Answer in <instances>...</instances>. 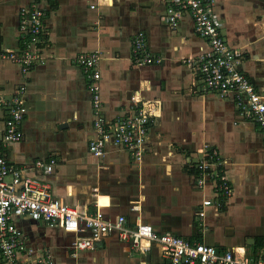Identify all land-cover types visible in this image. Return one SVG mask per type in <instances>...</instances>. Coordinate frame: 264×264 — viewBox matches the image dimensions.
<instances>
[{"label":"crops","instance_id":"crops-1","mask_svg":"<svg viewBox=\"0 0 264 264\" xmlns=\"http://www.w3.org/2000/svg\"><path fill=\"white\" fill-rule=\"evenodd\" d=\"M32 0H0V54L21 46L19 13ZM223 34L243 57L242 70L264 94V0H215ZM46 14L43 59L27 76L0 57V95L28 87L26 138L5 154L15 166L55 160L29 173L50 184L55 197L81 212L126 216L150 223L159 234L218 246L239 258L264 260V133L244 119L234 96L200 92L189 64L209 50L189 17L175 30L163 20V0H42ZM147 36L160 64L134 65L132 39ZM101 52V114L109 121L132 108L131 97L157 100L160 113L148 131L147 151L108 146L93 156L92 96L77 57ZM209 147L220 156L232 192L220 198L216 182L194 164ZM212 204L203 206L205 200ZM204 210L205 216L199 212ZM17 226L35 256L55 264H167L158 250L143 254L111 234L94 250L76 251V235L19 217ZM0 264L2 259L0 255Z\"/></svg>","mask_w":264,"mask_h":264},{"label":"built area","instance_id":"built-area-1","mask_svg":"<svg viewBox=\"0 0 264 264\" xmlns=\"http://www.w3.org/2000/svg\"><path fill=\"white\" fill-rule=\"evenodd\" d=\"M42 0H32L19 13L21 46L17 51L0 54L20 66L27 76L42 61V49L46 36V14ZM166 6L163 20L175 30L181 21L189 17L195 32L205 38L209 50L189 64L196 71L200 92H213L222 96H234L240 115L256 122L264 133V94L259 92L249 76L242 70L243 57L228 43L215 9V0H163ZM162 57L148 48L147 36L140 31L132 39L131 60L134 65L160 64ZM101 52L95 50L77 57L87 78L92 96L94 135L89 142L93 156L101 157L108 146L128 150L137 159L147 151L148 131L160 113L157 100L131 97L132 108L128 113L109 121L101 114L99 61ZM28 87L21 85L9 95H0V255L2 264H55L50 254L35 256L28 246L23 232L17 226L19 217L59 226L76 235L73 248L76 251L94 250L98 243L111 234L131 243L143 254L158 250L161 260L167 264H264L263 259L239 258L235 252L221 250L216 245L192 242L176 235L157 233L150 223L136 219L131 225L126 216L106 218L100 211L87 213L54 196L49 183L29 173L31 169L47 170L55 160H37L33 166H15L8 160L5 150L26 138L24 122L29 114ZM203 157L194 167L203 176H211L220 198L228 197L232 188L224 164L217 151L205 147ZM212 204L205 200L203 206ZM200 217L205 211L199 212Z\"/></svg>","mask_w":264,"mask_h":264}]
</instances>
